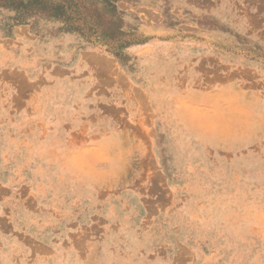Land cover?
Returning a JSON list of instances; mask_svg holds the SVG:
<instances>
[{
    "label": "rangeland",
    "instance_id": "obj_1",
    "mask_svg": "<svg viewBox=\"0 0 264 264\" xmlns=\"http://www.w3.org/2000/svg\"><path fill=\"white\" fill-rule=\"evenodd\" d=\"M15 30L38 39L44 64L71 41L137 68L127 50L151 44L180 101L161 115L145 94L130 107L89 99V124L103 114L135 131L104 152L64 146L55 105L32 101L46 70L15 65ZM0 264H264V0L0 6Z\"/></svg>",
    "mask_w": 264,
    "mask_h": 264
},
{
    "label": "crops",
    "instance_id": "obj_2",
    "mask_svg": "<svg viewBox=\"0 0 264 264\" xmlns=\"http://www.w3.org/2000/svg\"><path fill=\"white\" fill-rule=\"evenodd\" d=\"M141 31L151 36L159 34L157 27L149 26ZM13 34L17 49L16 67L27 73H34L33 69L40 66L46 70L47 88L42 90L41 94L38 93L37 97L34 95L32 101L37 102L40 98L38 102L55 105V110H58L63 117V122L67 125L64 129L67 134L63 136L64 146L80 148L87 146L90 140L91 145H95L101 152H104L103 148L111 144L109 141L119 140L120 143H112V145L124 146L126 144L124 141L130 139L129 132L135 131V128H130L129 123L123 126L112 120L113 123L105 124L103 114L97 116L96 122L89 124L86 112L89 99H96L97 105L101 98L105 99L102 102L106 104L121 100L122 106L130 107L135 106L136 95L143 98L145 94L150 100V106L159 107L160 105L158 113L161 115L170 112L173 104L180 101L179 89L176 88V92L173 93L171 87L163 83L164 80L169 81L171 74L166 70V74L164 73L163 64L158 65L157 57L160 56L156 52H151V44H137L127 50L129 56L138 59L137 68L133 65L134 69L132 67L123 68L115 59L97 51L81 49L71 41L61 44L60 50L55 49V46L52 47V51L48 50L47 61L45 60L44 64L41 63L38 39L31 37L27 31L17 32L15 30ZM160 47L161 50L170 49L166 45ZM182 54L184 51L175 53L177 57ZM182 62L183 60L180 64ZM153 75L164 79L153 78ZM156 80L162 84L160 88L168 91L166 95L157 94L153 88V82ZM29 81L36 83L39 78L33 75ZM141 81L142 91L137 92V83ZM105 92L110 93L105 95ZM181 105L185 107L187 102H182ZM126 117H130V114L128 113ZM125 132H128V138L125 137ZM82 136L87 137L84 142L80 140ZM80 153V150H77L74 154L79 155Z\"/></svg>",
    "mask_w": 264,
    "mask_h": 264
},
{
    "label": "trees",
    "instance_id": "obj_3",
    "mask_svg": "<svg viewBox=\"0 0 264 264\" xmlns=\"http://www.w3.org/2000/svg\"><path fill=\"white\" fill-rule=\"evenodd\" d=\"M37 0H0V6L13 9L16 13L22 10H27L31 5L35 4ZM53 11L51 16L64 19L65 7L62 4L52 5Z\"/></svg>",
    "mask_w": 264,
    "mask_h": 264
}]
</instances>
